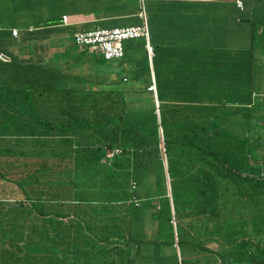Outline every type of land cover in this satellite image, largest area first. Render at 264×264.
Wrapping results in <instances>:
<instances>
[{
    "label": "crops",
    "instance_id": "1",
    "mask_svg": "<svg viewBox=\"0 0 264 264\" xmlns=\"http://www.w3.org/2000/svg\"><path fill=\"white\" fill-rule=\"evenodd\" d=\"M240 1L241 8L235 0H147L152 59L146 55V40L137 38L123 42L121 58L106 61L97 51L75 44L74 34L141 25L139 0H0V168L6 148L15 154L23 144L45 149L50 154L46 164L52 165L54 147L63 148L69 140L82 145L77 142L79 130L58 128L87 114L95 123L108 118V127L99 135L106 142L117 138L118 124L152 133L159 106L229 104L252 109L249 131L241 125L246 124V111L238 114L237 135L258 143L254 171L263 176L264 0ZM40 120L45 128L38 125ZM157 133L162 135L160 127ZM126 136L132 134L126 131ZM7 189L13 194L7 196ZM16 195L19 192L0 178V202L13 203ZM43 215L29 216L36 226L29 230L31 247L36 248L32 251L50 252L55 246L71 252L68 230L62 245H55L47 224L52 216ZM38 221H45L44 234ZM206 249L181 254L175 244L172 263L181 264L183 258L188 264H256L239 262L236 254L247 253L242 259L264 256V244L242 243L235 249L209 244ZM215 252L222 253L223 261Z\"/></svg>",
    "mask_w": 264,
    "mask_h": 264
},
{
    "label": "trees",
    "instance_id": "2",
    "mask_svg": "<svg viewBox=\"0 0 264 264\" xmlns=\"http://www.w3.org/2000/svg\"><path fill=\"white\" fill-rule=\"evenodd\" d=\"M158 109L152 133L118 124L117 138L106 142L99 137L108 118L95 123L87 114L71 120L58 129L82 131L88 142L73 146L69 140L63 148L54 147L52 165L46 164L50 154L45 149L23 144L14 154L7 147L0 178L20 195L13 203L0 202V264H131V210L140 202L151 207L148 215L157 222V241L173 246L176 240L181 254L205 251L209 244L225 249L264 244V175L254 171L259 146L237 135L238 114L246 111V124L241 125L249 131L252 109L229 104ZM38 125L47 124L40 120ZM115 148L121 152L108 158ZM10 193L7 189L6 195ZM30 214H50L46 223L54 231L55 245H62V234L68 230L67 243L73 250L67 253L54 246L50 252L32 251L36 248L29 236L34 226ZM44 223L37 224L42 234ZM247 229L252 234L247 235ZM172 232L173 241L166 236ZM215 253L223 261L222 253ZM244 254H236L239 262L264 264V256L242 259ZM185 262L181 258V264Z\"/></svg>",
    "mask_w": 264,
    "mask_h": 264
},
{
    "label": "rangeland",
    "instance_id": "3",
    "mask_svg": "<svg viewBox=\"0 0 264 264\" xmlns=\"http://www.w3.org/2000/svg\"><path fill=\"white\" fill-rule=\"evenodd\" d=\"M79 136L80 140L78 139L77 142L80 144H86L88 142V139H86L82 131L79 133ZM253 143L254 146L258 147L257 142ZM131 212L130 239L128 240V247L134 257L131 264H173L171 243L163 242V240L157 241V222H152L150 215H148L152 212L151 207L144 202H140V206L132 208ZM166 236L172 241L175 238L173 232L170 235L166 234ZM174 242L177 244L176 240ZM157 247H159L157 251L160 253L156 252ZM180 247L183 250L184 245L181 244ZM184 264L188 263L185 262Z\"/></svg>",
    "mask_w": 264,
    "mask_h": 264
},
{
    "label": "built area",
    "instance_id": "4",
    "mask_svg": "<svg viewBox=\"0 0 264 264\" xmlns=\"http://www.w3.org/2000/svg\"><path fill=\"white\" fill-rule=\"evenodd\" d=\"M147 0H139L140 13L139 16L142 20L141 25L131 26L124 28H112V29H95L87 32H79L74 34V42L81 48H87L92 51H97L106 61L119 59L123 56L122 44L124 41L133 40L137 38H144L146 40L145 50L149 60L153 57V48L149 44V31L147 26L146 15L144 11V2ZM235 4L238 8L242 7L240 0H235ZM63 21L66 22V17H63ZM15 33V31H14ZM121 150L115 148L107 153V157L111 158L116 154H119ZM131 189H135V183H131ZM133 202L138 206L139 201L133 198Z\"/></svg>",
    "mask_w": 264,
    "mask_h": 264
}]
</instances>
